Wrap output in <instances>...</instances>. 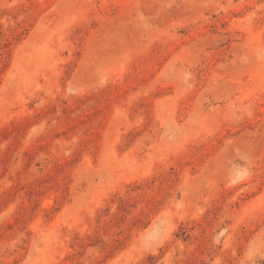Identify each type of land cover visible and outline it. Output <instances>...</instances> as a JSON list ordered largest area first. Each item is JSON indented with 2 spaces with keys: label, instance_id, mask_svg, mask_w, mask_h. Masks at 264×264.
<instances>
[{
  "label": "rangeland",
  "instance_id": "obj_1",
  "mask_svg": "<svg viewBox=\"0 0 264 264\" xmlns=\"http://www.w3.org/2000/svg\"><path fill=\"white\" fill-rule=\"evenodd\" d=\"M0 264H264V0H0Z\"/></svg>",
  "mask_w": 264,
  "mask_h": 264
}]
</instances>
